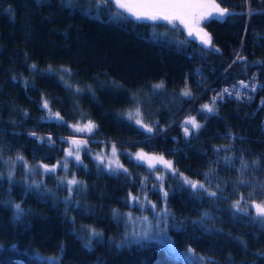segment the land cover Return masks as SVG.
<instances>
[{"label":"trees","instance_id":"1","mask_svg":"<svg viewBox=\"0 0 264 264\" xmlns=\"http://www.w3.org/2000/svg\"><path fill=\"white\" fill-rule=\"evenodd\" d=\"M216 3L207 46L113 0H0V264H264V0ZM112 145L120 169L97 159ZM142 190L174 252L128 235Z\"/></svg>","mask_w":264,"mask_h":264},{"label":"snow or ice","instance_id":"2","mask_svg":"<svg viewBox=\"0 0 264 264\" xmlns=\"http://www.w3.org/2000/svg\"><path fill=\"white\" fill-rule=\"evenodd\" d=\"M107 3L108 0H105ZM115 5L123 9L124 12H127L131 16L135 17L137 20H151V21H167L168 23L173 24L174 26L179 23L180 25H183L185 28L188 29V35L189 36H194L200 40V42L204 45L207 46H212L211 45V37L203 31L202 28L199 27L200 23L202 21L208 20V19H221L225 15L228 14V9L226 8H221L218 3H216V0H113ZM237 59H241V57H237ZM35 67V65H33ZM242 87L247 88L248 85L243 84L241 82ZM163 85H156L155 87L159 88L162 87ZM252 90L255 91V86L252 87ZM225 92H228V89L224 90ZM185 96L190 95L188 91L184 92ZM239 95V94H237ZM45 108L48 107L47 101H45L44 105ZM204 108H206L209 112L213 111V109L208 106L204 105ZM136 115H139V110H137ZM56 116L58 117L59 114L57 113ZM129 118H133V114L129 113ZM137 124H141L142 127H147V130L149 132L152 131L151 127H148L147 125H144L140 119H136ZM185 123L192 124L193 127L199 128L200 125L196 124L194 119H191L189 121H186ZM76 131H87L91 132L95 125L92 123V121H88V124L82 128L78 126H74ZM185 135L189 134L188 128H185ZM32 135H35V133H32ZM40 139H43L41 137ZM72 143L74 145H77V151L73 153L71 149L68 150L67 155L68 156H73L75 157L76 161H80V154H79V143L76 140H73ZM112 155H116V147L115 145H112ZM137 160H142L144 159V154L143 153H137L136 154ZM19 159L23 160L24 158L21 156ZM97 159L100 160L102 163L103 157L97 156ZM158 159L161 163H164L167 168H171V162L170 161H164L162 157L156 158ZM112 163L113 161L108 162V167L111 169L112 168ZM59 166L55 165L49 168L48 165H43V168L46 172H55L56 168ZM155 165L150 164L149 167H154ZM64 169L66 170L68 167L67 161L64 162L63 164ZM123 166L120 165L119 163L116 164V169H120ZM244 167H247V165H244ZM126 172L127 169H124ZM162 179V178H161ZM184 182L189 184L192 189H197L198 187L203 189L204 185L200 184L198 181L191 180L187 177L184 178ZM79 183L75 178L72 180L68 181L69 185H75ZM210 196H215V192H210L208 193ZM164 196L167 197V192H164ZM133 201H138V197H131ZM153 208H155V205H152ZM233 207L237 209L238 211L241 212H247V209H242L240 206V201H237ZM255 215L258 218L257 222L264 224V203L261 204H255ZM16 208L19 210L20 205H16ZM19 215V212L17 213ZM146 219V218H145ZM98 233L93 232L92 236L95 237L97 236ZM163 236V242L167 245V248L171 251L174 252L175 249L172 245V242L170 239L166 237V233H161ZM154 237L150 236L149 232L145 231L139 236L136 234H133V242L139 244L144 240L147 239H153ZM91 239V238H90ZM127 239V238H126ZM193 250L189 249V252H192Z\"/></svg>","mask_w":264,"mask_h":264},{"label":"rangeland","instance_id":"3","mask_svg":"<svg viewBox=\"0 0 264 264\" xmlns=\"http://www.w3.org/2000/svg\"><path fill=\"white\" fill-rule=\"evenodd\" d=\"M199 27L202 28L200 25ZM203 31L206 32L204 29ZM191 119H194V116L189 115L185 118L184 122L189 121ZM99 155L103 157V160L106 163H108L109 161H113V168H116L117 163L120 164L117 155H112V147H106L105 149H102L99 152ZM156 158L157 157H144V160L148 164L155 165L160 162ZM154 176L159 179L160 173L154 172ZM73 178L74 177H69L68 181L72 180ZM131 197H138L139 199L138 201H133ZM130 203L137 206V208L135 207L136 209H127L124 214L126 220L130 223V230L128 231V235H130V237H133V234L139 236L143 232L147 231L152 237L157 236L158 238L164 239L161 235V233L163 232L166 233V237L168 238L166 225L168 221L167 219L169 216V212L164 205L161 207L153 208L152 205H155V202L147 198L146 192L144 190L138 192L137 194H131Z\"/></svg>","mask_w":264,"mask_h":264},{"label":"water","instance_id":"4","mask_svg":"<svg viewBox=\"0 0 264 264\" xmlns=\"http://www.w3.org/2000/svg\"><path fill=\"white\" fill-rule=\"evenodd\" d=\"M181 26L183 27V29L185 30V32L188 34V29L185 28L183 25H181ZM192 37H194V36H192Z\"/></svg>","mask_w":264,"mask_h":264}]
</instances>
